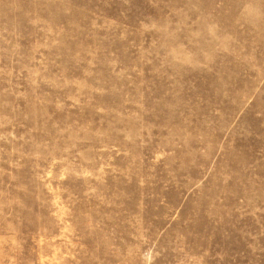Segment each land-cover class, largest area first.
<instances>
[{
    "label": "rangeland",
    "instance_id": "1",
    "mask_svg": "<svg viewBox=\"0 0 264 264\" xmlns=\"http://www.w3.org/2000/svg\"><path fill=\"white\" fill-rule=\"evenodd\" d=\"M0 264H264V0H0Z\"/></svg>",
    "mask_w": 264,
    "mask_h": 264
}]
</instances>
